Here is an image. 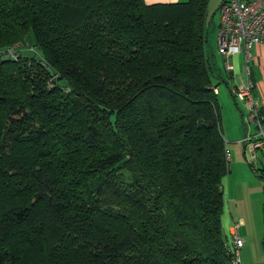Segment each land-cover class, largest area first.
Wrapping results in <instances>:
<instances>
[{
	"label": "trees",
	"instance_id": "obj_1",
	"mask_svg": "<svg viewBox=\"0 0 264 264\" xmlns=\"http://www.w3.org/2000/svg\"><path fill=\"white\" fill-rule=\"evenodd\" d=\"M207 2L0 0V264H232Z\"/></svg>",
	"mask_w": 264,
	"mask_h": 264
},
{
	"label": "rangeland",
	"instance_id": "obj_2",
	"mask_svg": "<svg viewBox=\"0 0 264 264\" xmlns=\"http://www.w3.org/2000/svg\"><path fill=\"white\" fill-rule=\"evenodd\" d=\"M221 0H208L206 5V30L207 41L204 44L205 51L212 52L217 57L218 65L224 69L223 60L218 52V24H219V3ZM23 53L33 54L38 50L37 46L33 45L30 49L26 45L19 47ZM213 82L220 88L219 91L227 90L224 82L218 78L216 71L213 70ZM218 94V98L221 97ZM232 103L230 107L235 108L240 115L241 128L235 125V130L232 125L233 112L230 111L228 105L223 101L220 103L221 117H222V133L226 140V148L229 154L228 157V171L222 178L223 189V205L220 215L222 235L226 244L230 245L231 236L229 233L230 225L235 222L238 226L239 233L244 242L240 248L241 264H264V179L256 174V170L250 167L248 163L249 151L243 145L242 138L237 140L234 135H239L238 130L241 132L242 137L245 130L244 122L241 119L240 109L246 114V109L243 103L238 100L235 101L230 97ZM232 104V105H231ZM229 128V130H227ZM252 128V124L250 125ZM263 165L262 159L258 160L255 167ZM258 171V170H257Z\"/></svg>",
	"mask_w": 264,
	"mask_h": 264
},
{
	"label": "built area",
	"instance_id": "obj_3",
	"mask_svg": "<svg viewBox=\"0 0 264 264\" xmlns=\"http://www.w3.org/2000/svg\"><path fill=\"white\" fill-rule=\"evenodd\" d=\"M219 14L218 51L224 55L242 52L244 56L246 79L237 86L234 96L246 109V129L242 141L249 151L248 162L252 164L256 174L262 173L264 179V115L252 94L254 83L250 78L252 47L258 42L264 43V0H223L219 5ZM17 45L18 43L11 46L7 52L12 54ZM28 47L33 49V46ZM227 66L232 67L231 64ZM259 159H262L263 165L255 167L254 163L257 164ZM229 233L231 242L230 245L227 244V248L231 253V262L241 264L240 248L244 240L235 222L230 225Z\"/></svg>",
	"mask_w": 264,
	"mask_h": 264
},
{
	"label": "crops",
	"instance_id": "obj_4",
	"mask_svg": "<svg viewBox=\"0 0 264 264\" xmlns=\"http://www.w3.org/2000/svg\"><path fill=\"white\" fill-rule=\"evenodd\" d=\"M144 1L149 4V3H155V2H174V1H183V0H144ZM222 1L223 0H221V2ZM219 23H220V18H219ZM205 24H206V17H205ZM218 28H219V24H218ZM211 50L212 48L210 47V52H207V51L206 52L211 54V56H213L214 58L213 70L216 71L218 78H220L227 87V90L225 89V90L219 91L220 88L213 82V85H215L214 90L217 92V96L218 94L221 93L222 95L221 97L224 99L222 100L219 97L218 101L221 102L222 108H223V101H224L228 105L230 111L233 112L234 124L232 122V125L234 128H231V130L232 131L235 130V125L238 127V129H240L241 128L240 119H239L240 115L235 108L232 109L230 107V103H232L230 100V97L237 104L236 101L238 100L234 96V91L237 88V86L243 83L246 79V74L244 70L243 53L238 52V53H233L229 55H224L218 51L223 60V65H224V69H223L221 66L218 65L217 57ZM252 53H253V61L250 66V78L252 79L254 83L252 94L259 103L260 112L264 115V43L258 42L254 44L252 47ZM228 64H231L232 67H228L227 66ZM240 113H241V119L244 122V119H245L244 112L241 109H240ZM222 128H223V125H222ZM243 129L244 130L246 129L245 122H244ZM227 130H229V128H227ZM238 132H239V135L237 134L234 135L235 137H233V139L236 138L237 140L238 139L240 140L242 138L241 132L239 130Z\"/></svg>",
	"mask_w": 264,
	"mask_h": 264
},
{
	"label": "water",
	"instance_id": "obj_5",
	"mask_svg": "<svg viewBox=\"0 0 264 264\" xmlns=\"http://www.w3.org/2000/svg\"><path fill=\"white\" fill-rule=\"evenodd\" d=\"M244 144V143H243Z\"/></svg>",
	"mask_w": 264,
	"mask_h": 264
}]
</instances>
